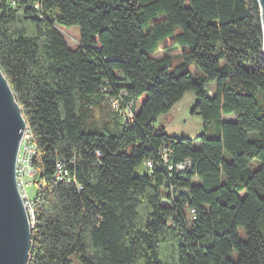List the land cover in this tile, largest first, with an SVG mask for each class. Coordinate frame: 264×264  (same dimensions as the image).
<instances>
[{
    "label": "trees",
    "instance_id": "trees-1",
    "mask_svg": "<svg viewBox=\"0 0 264 264\" xmlns=\"http://www.w3.org/2000/svg\"><path fill=\"white\" fill-rule=\"evenodd\" d=\"M263 42L258 0H0L36 149L27 264H264ZM187 92L215 138L156 126Z\"/></svg>",
    "mask_w": 264,
    "mask_h": 264
},
{
    "label": "water",
    "instance_id": "water-1",
    "mask_svg": "<svg viewBox=\"0 0 264 264\" xmlns=\"http://www.w3.org/2000/svg\"><path fill=\"white\" fill-rule=\"evenodd\" d=\"M258 3L264 38V0ZM26 127L21 108L0 69V264H27L29 255L30 217L16 181V159Z\"/></svg>",
    "mask_w": 264,
    "mask_h": 264
},
{
    "label": "rangeland",
    "instance_id": "rangeland-1",
    "mask_svg": "<svg viewBox=\"0 0 264 264\" xmlns=\"http://www.w3.org/2000/svg\"><path fill=\"white\" fill-rule=\"evenodd\" d=\"M69 47L75 49L79 43V26L71 28L60 27ZM175 62H180V59L175 58ZM189 72L196 78L200 74L194 65L189 66ZM144 97L139 99L136 103V110L140 109ZM196 103V96L193 92L185 93L184 97L176 103L172 109L158 117L156 126L163 129L166 134L172 137H182L194 140L197 136L205 133L210 138H215L218 132V125L216 122L206 123L198 114H192V109ZM224 120L234 119L233 115H224ZM258 162L254 163V167L258 166ZM138 175L145 174L146 168L144 166L136 170ZM29 181L28 179H26ZM37 184L32 182L27 185L26 191L30 198H34L37 193ZM261 233L264 235V221L259 225ZM244 236L243 232H240Z\"/></svg>",
    "mask_w": 264,
    "mask_h": 264
},
{
    "label": "built area",
    "instance_id": "built-area-1",
    "mask_svg": "<svg viewBox=\"0 0 264 264\" xmlns=\"http://www.w3.org/2000/svg\"><path fill=\"white\" fill-rule=\"evenodd\" d=\"M113 106L115 108H120V100L114 101ZM125 115L127 116V119L129 121L132 120V114L129 108L125 109ZM35 152L36 149H35V145L31 140L30 131L26 127V129L23 131V135L20 141V146L16 159V181L20 195L23 199L24 207L27 211L28 216L30 217V223H31V218L33 217V208L30 197L27 194L26 187L27 185L33 182V178L35 175L32 167V160H33V156L35 155ZM180 168L183 169V167ZM26 179H28L29 181H27Z\"/></svg>",
    "mask_w": 264,
    "mask_h": 264
}]
</instances>
